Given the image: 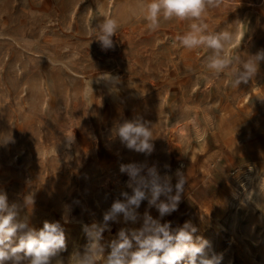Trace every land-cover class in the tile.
I'll return each mask as SVG.
<instances>
[{
    "label": "rangeland",
    "instance_id": "obj_1",
    "mask_svg": "<svg viewBox=\"0 0 264 264\" xmlns=\"http://www.w3.org/2000/svg\"><path fill=\"white\" fill-rule=\"evenodd\" d=\"M138 3L0 0V192L30 227L61 223L57 258L68 264L88 243L84 227L131 192L120 166L147 161L173 186L183 174L177 210L161 218L142 201L137 221L109 222L101 244L139 229L147 212L173 229L190 222L220 264H264V61L234 88L228 72L213 78L204 67L210 50L180 45L189 21L151 31ZM100 13L120 21L113 49L89 30ZM205 20L209 31L235 34L227 54L264 50V0H223ZM107 75L118 80L99 79ZM134 119L151 126V155L114 134Z\"/></svg>",
    "mask_w": 264,
    "mask_h": 264
},
{
    "label": "clouds",
    "instance_id": "obj_2",
    "mask_svg": "<svg viewBox=\"0 0 264 264\" xmlns=\"http://www.w3.org/2000/svg\"><path fill=\"white\" fill-rule=\"evenodd\" d=\"M222 3L223 0H139L137 9L151 31L158 30L162 21H189L188 30L177 37L180 45L187 50H210L204 67L213 78L228 72L231 86L238 88L256 77L259 64L264 61V50L248 58L227 54L226 48L235 34L227 30L209 31L205 20L208 9L219 8ZM99 15L101 22L89 30L102 50L113 49V36L120 21L103 13ZM99 79L112 83L118 80L108 75ZM114 134L129 150L146 156L154 150L151 126L141 119L119 124ZM120 171L128 175L126 187L131 192H121L122 198L114 200L103 213L102 223L84 227L88 243L82 254L76 252L71 256L68 264H220L222 256L210 253L209 241L194 238L197 229L190 222L173 229L170 222L161 224L147 212L139 229L122 228L107 245L101 244L103 232L110 230L109 222L119 223L121 217L124 223L137 221L142 201L156 207L161 218L176 211L186 183L183 174L177 171L173 186L170 175L161 174L156 165L150 166L147 161L122 164ZM64 250L66 236L60 222L45 221L38 230L30 227L26 218L19 219L17 205H10L7 195L0 192V264H65L57 258Z\"/></svg>",
    "mask_w": 264,
    "mask_h": 264
}]
</instances>
